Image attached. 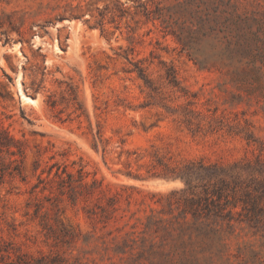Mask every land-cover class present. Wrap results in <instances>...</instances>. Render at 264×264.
Masks as SVG:
<instances>
[{
  "label": "rangeland",
  "instance_id": "374dc122",
  "mask_svg": "<svg viewBox=\"0 0 264 264\" xmlns=\"http://www.w3.org/2000/svg\"><path fill=\"white\" fill-rule=\"evenodd\" d=\"M207 13L216 30L190 34ZM0 129L12 257L264 264V228L196 231L168 199L184 181L158 176L264 158V0H0Z\"/></svg>",
  "mask_w": 264,
  "mask_h": 264
},
{
  "label": "trees",
  "instance_id": "16d2710c",
  "mask_svg": "<svg viewBox=\"0 0 264 264\" xmlns=\"http://www.w3.org/2000/svg\"><path fill=\"white\" fill-rule=\"evenodd\" d=\"M159 10L165 26L175 33L163 16V8ZM214 19L215 16L211 13L197 18L194 31L190 34H211L216 30ZM178 39L183 47L187 46L184 35H178ZM198 62L202 64L204 60ZM138 73L145 84L154 90L146 69L138 67ZM166 76L171 84L178 85L172 66L167 68ZM15 141L7 130L0 129V154L5 149L13 153L10 146ZM160 163L163 164L162 161ZM6 170L7 167L0 158V181ZM158 176L166 179L180 178L184 181L185 186L172 190L168 199L171 205L181 210L184 217L192 215V227L196 231L217 232L224 225L234 226V221L245 222L252 228H264V158L260 156L254 160L240 159L230 165L190 161L177 168L167 166L166 172L159 173ZM162 198L163 194L158 200ZM0 264H28V260L20 254L12 257L0 242Z\"/></svg>",
  "mask_w": 264,
  "mask_h": 264
},
{
  "label": "bare ground",
  "instance_id": "6f19581e",
  "mask_svg": "<svg viewBox=\"0 0 264 264\" xmlns=\"http://www.w3.org/2000/svg\"><path fill=\"white\" fill-rule=\"evenodd\" d=\"M20 92H21V95H22V98H23V99H25V100H27V101H31V102H35V101H37L35 98H32V97H30V96H27L22 90H20Z\"/></svg>",
  "mask_w": 264,
  "mask_h": 264
}]
</instances>
